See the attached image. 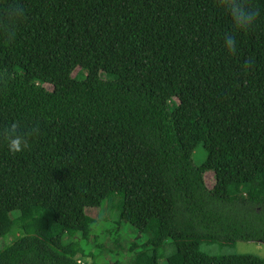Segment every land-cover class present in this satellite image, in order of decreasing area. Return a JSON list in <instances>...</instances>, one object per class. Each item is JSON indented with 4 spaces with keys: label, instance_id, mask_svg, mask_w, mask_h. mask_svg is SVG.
Listing matches in <instances>:
<instances>
[{
    "label": "trees",
    "instance_id": "trees-1",
    "mask_svg": "<svg viewBox=\"0 0 264 264\" xmlns=\"http://www.w3.org/2000/svg\"><path fill=\"white\" fill-rule=\"evenodd\" d=\"M237 2L247 30L224 0H0V239L6 221L13 236L0 264H103L135 222L149 240L142 254L124 242L127 264H160L167 241L169 264H264L201 250L264 243L250 178L264 171V0ZM13 124L28 143L17 154Z\"/></svg>",
    "mask_w": 264,
    "mask_h": 264
},
{
    "label": "rangeland",
    "instance_id": "rangeland-1",
    "mask_svg": "<svg viewBox=\"0 0 264 264\" xmlns=\"http://www.w3.org/2000/svg\"><path fill=\"white\" fill-rule=\"evenodd\" d=\"M14 67H20L22 69H25L28 67V64L22 61L21 59L16 58L10 63V68H14ZM81 67H89L96 74L99 72L98 63H95V64L85 63ZM124 84L126 86H129L130 81L127 78H125ZM44 87L46 88V90L50 92H54V91L60 92L61 91V86L59 83L52 84V85L51 84L45 85ZM156 94L161 95L162 89H157ZM181 142L183 144L185 152L192 155L195 161V164L200 166L205 158L204 152L195 148L188 134H184L181 137ZM250 178H251L252 189L256 190L255 192L256 196L264 197V171H261V173L254 172L250 176ZM204 179H205L206 186L209 189H212L214 186V179H213L212 173H206ZM86 203H87V214L90 217L96 219L97 213H98L97 208H96L97 197L93 194H88ZM16 214L17 213H13L10 218L15 217ZM22 217L24 218V220L30 219V215L28 213H22ZM84 226H85V222L82 220L75 222V227L79 231L84 229ZM108 226L109 225H103V228H108ZM143 230H144L143 226L138 222L133 223L132 226L130 224H123L122 229L120 230V233H119L120 241H122L123 245L121 248H118L109 239L107 241L108 245L106 247L109 249L108 250L109 252H110L109 246L114 250L112 251V253H109V256L103 257V261L101 260L103 264L115 263L118 261L120 262V264H127L128 262H130L131 257L133 255L126 254L128 246H126L124 242L129 246L131 243H135L136 245L134 248L137 250V252L141 253V251H139L141 250V248L138 249V245L142 246L146 244L149 240V236L147 234H144ZM2 231L5 234V238L0 239V250L3 247L8 246L12 243L11 239L13 236L10 235L12 233L11 221H6V223L2 226ZM79 237L80 236L78 234L76 238H79ZM102 239H103V242L106 241L104 240V236H102ZM165 248L166 249L162 253L161 258H159L160 264H169L172 261V258L170 257L171 250H170V245L168 241L165 243ZM201 250L202 252L210 256H228V255H236V254H248V255H253V256L264 259V243H261V242L239 241V242H236L233 247H225V248H220L216 244H203L201 246ZM121 251L123 253V258H122ZM154 255L156 257L157 255L160 257L159 253H157L156 251H154Z\"/></svg>",
    "mask_w": 264,
    "mask_h": 264
},
{
    "label": "clouds",
    "instance_id": "clouds-1",
    "mask_svg": "<svg viewBox=\"0 0 264 264\" xmlns=\"http://www.w3.org/2000/svg\"><path fill=\"white\" fill-rule=\"evenodd\" d=\"M224 7L226 11L230 14L234 26L238 30H247L251 23H252V15L246 12L244 7L241 6L240 3L237 2V0H224ZM235 40L231 36H227L225 38V44L228 52L230 54H235L237 49L235 47ZM16 128V125L13 124L12 129L10 130L9 136H8V150L12 154L21 153L28 147L27 140L20 136L15 135L14 130Z\"/></svg>",
    "mask_w": 264,
    "mask_h": 264
}]
</instances>
